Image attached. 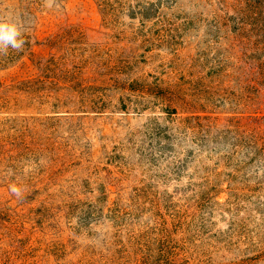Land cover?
Here are the masks:
<instances>
[{"label": "rangeland", "instance_id": "obj_1", "mask_svg": "<svg viewBox=\"0 0 264 264\" xmlns=\"http://www.w3.org/2000/svg\"><path fill=\"white\" fill-rule=\"evenodd\" d=\"M56 3L0 0V264H264V0Z\"/></svg>", "mask_w": 264, "mask_h": 264}, {"label": "clouds", "instance_id": "obj_2", "mask_svg": "<svg viewBox=\"0 0 264 264\" xmlns=\"http://www.w3.org/2000/svg\"><path fill=\"white\" fill-rule=\"evenodd\" d=\"M44 4L47 8L57 7L59 5L56 0H44ZM27 31V27L12 14L3 15L0 14V49H9L19 52L22 51L26 40L24 39V33ZM4 55V56H6ZM10 192L18 198L22 197V190L17 185H10Z\"/></svg>", "mask_w": 264, "mask_h": 264}]
</instances>
